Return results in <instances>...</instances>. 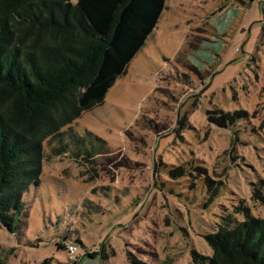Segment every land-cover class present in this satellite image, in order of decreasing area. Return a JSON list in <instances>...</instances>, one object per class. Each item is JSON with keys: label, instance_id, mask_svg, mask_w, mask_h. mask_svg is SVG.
Masks as SVG:
<instances>
[{"label": "rangeland", "instance_id": "rangeland-1", "mask_svg": "<svg viewBox=\"0 0 264 264\" xmlns=\"http://www.w3.org/2000/svg\"><path fill=\"white\" fill-rule=\"evenodd\" d=\"M234 4L167 0L104 102L45 139L3 264H199L220 225L264 219V0Z\"/></svg>", "mask_w": 264, "mask_h": 264}, {"label": "trees", "instance_id": "trees-1", "mask_svg": "<svg viewBox=\"0 0 264 264\" xmlns=\"http://www.w3.org/2000/svg\"><path fill=\"white\" fill-rule=\"evenodd\" d=\"M165 5L166 0H0L4 229H21L25 197L40 185L45 139L61 136L63 127L104 102L117 77L146 46ZM70 136L77 147L86 143L75 133ZM207 240L213 255L193 252L199 264H264L262 218L225 222Z\"/></svg>", "mask_w": 264, "mask_h": 264}, {"label": "crops", "instance_id": "crops-1", "mask_svg": "<svg viewBox=\"0 0 264 264\" xmlns=\"http://www.w3.org/2000/svg\"><path fill=\"white\" fill-rule=\"evenodd\" d=\"M244 1H246V0H244ZM166 5H167V0H166ZM165 5V6H166ZM237 5V7L239 6V4H234V5H231V7H234V6H236ZM239 7H242V6H239ZM164 11V10H163ZM163 13V12H162ZM223 14H221V16H222ZM161 16H162V14H161ZM160 19H161V17H160ZM159 21V20H158ZM157 27V26H156ZM155 30H156V28H155ZM155 30H154V33H155ZM153 34V33H152Z\"/></svg>", "mask_w": 264, "mask_h": 264}]
</instances>
